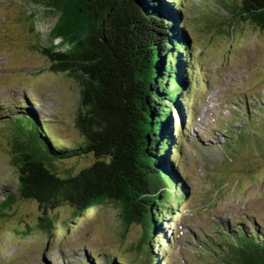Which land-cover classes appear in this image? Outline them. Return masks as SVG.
Wrapping results in <instances>:
<instances>
[{
    "label": "trees",
    "instance_id": "trees-1",
    "mask_svg": "<svg viewBox=\"0 0 264 264\" xmlns=\"http://www.w3.org/2000/svg\"><path fill=\"white\" fill-rule=\"evenodd\" d=\"M30 1L34 7L26 21L37 45L39 13L54 19L41 54L51 73L77 83L85 112L75 125L84 139L66 146L50 122L29 119L32 130L13 150L17 189L4 197L0 213L17 198L33 200L43 215L37 227L48 236L49 212L69 205L74 211L68 218L75 224L93 208L113 207L122 234L132 225L141 227L136 256L152 264L158 227L186 195L171 160L177 150L173 113L176 106L181 110L187 92L191 54L182 1ZM234 9V18L264 31V0H241ZM20 125L27 131V124ZM84 155L94 158L89 167L68 177L57 173V163ZM262 244L246 241L237 264H264ZM115 261L108 258L107 264H120Z\"/></svg>",
    "mask_w": 264,
    "mask_h": 264
},
{
    "label": "rangeland",
    "instance_id": "rangeland-1",
    "mask_svg": "<svg viewBox=\"0 0 264 264\" xmlns=\"http://www.w3.org/2000/svg\"><path fill=\"white\" fill-rule=\"evenodd\" d=\"M217 1H206L208 8L201 6L199 12L195 6L201 4V0H187L184 19L194 35V54H198L197 50L201 52V62L213 79L214 87L222 88L227 74L238 81V87L225 91L222 103L226 109L231 100L248 88L251 77L253 84H258L263 78L264 31L249 21L234 18V8L241 0H229V8L223 7L224 5ZM33 7L34 4L30 0H0V91L20 94L25 90H36L32 96L40 97L42 102V109L39 111L41 114L37 115L39 120L52 118L51 129L61 138L64 145L81 144L84 138L75 125L78 114L85 112L81 107L79 87L66 74L50 72L49 63L42 56L41 50L46 47L47 33L53 26L54 19H42V13H39L40 18L36 19V32L40 38L37 45V40L34 34H30L29 23L26 21L31 14L29 9ZM240 37L244 41H240ZM223 63L227 64L228 70L222 74L219 68ZM204 76L206 73L200 76V80ZM256 98L255 101L259 96ZM262 98L264 99V96ZM15 99H18V95L7 96L6 111H2L5 116L14 115L15 112L7 102L13 100L14 104ZM203 99L204 96L202 101ZM207 99L209 100V97ZM201 110L205 108L201 106ZM186 114L190 118L193 116V113ZM208 121H211L210 114L202 112V116L192 125L191 134L194 130H201V126L213 130V125H208ZM234 122L235 118H232L230 127ZM242 122L245 125L235 136L231 130H226L229 140L221 149H211L207 144L193 149L195 139H191L188 141V149L183 150L181 158L178 157V163L187 176V185L193 195L189 205L184 207L187 214L198 209L200 205L206 208L202 203H210L212 209L216 208V213L210 212L209 216L225 221L235 220L236 217L242 220L245 213L252 214V211H255L257 214L254 217L264 225V107L261 104L256 106L254 114H245ZM25 124L27 131L21 132L24 130L23 126L15 119L0 122V201L15 193L17 189L15 169L12 165L13 150L16 142L26 140V135L28 136V132L33 128L31 123H24V126ZM202 146L206 148L203 149ZM222 152L227 159H233L222 161ZM93 161L94 158L90 155L67 159L57 163L56 171L61 177L72 176L89 167ZM3 180L9 182L7 187L4 186ZM259 201L263 202L259 210L255 209V204L235 208L237 205L247 206ZM73 211L72 207L65 205L58 211L49 212L48 218L53 223V228L47 236L37 227L40 216H43L37 203L17 198L4 214L0 213V264H64L58 252H43L44 237L50 239L51 234L52 245L61 244L65 248L69 264H81L80 262L88 259L85 255L87 249L115 255L126 264L143 262L140 256H136L137 247L142 245L140 226L132 225L129 231L122 234L117 210L113 207L93 208L85 215L82 214L80 223L74 228L71 227L69 233L64 236L62 230L69 228L67 219ZM178 222L180 240L171 252V264H185L179 253L187 245V226L193 228L190 219H180ZM26 231L29 233H25ZM210 233L215 234L214 226ZM204 250H213L220 261L212 259L210 253L200 255V250H194L192 264L226 262L222 248L214 246L208 238L204 241ZM228 250L230 253L226 255L227 262L237 264L240 257L232 247Z\"/></svg>",
    "mask_w": 264,
    "mask_h": 264
},
{
    "label": "bare ground",
    "instance_id": "bare-ground-1",
    "mask_svg": "<svg viewBox=\"0 0 264 264\" xmlns=\"http://www.w3.org/2000/svg\"><path fill=\"white\" fill-rule=\"evenodd\" d=\"M189 116V115H188Z\"/></svg>",
    "mask_w": 264,
    "mask_h": 264
}]
</instances>
